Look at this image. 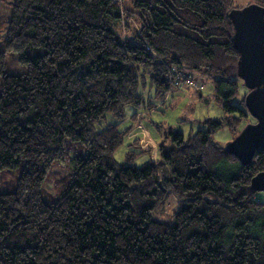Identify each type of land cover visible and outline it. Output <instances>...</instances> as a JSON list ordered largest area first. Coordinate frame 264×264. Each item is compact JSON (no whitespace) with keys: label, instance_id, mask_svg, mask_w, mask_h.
Returning a JSON list of instances; mask_svg holds the SVG:
<instances>
[{"label":"trees","instance_id":"1","mask_svg":"<svg viewBox=\"0 0 264 264\" xmlns=\"http://www.w3.org/2000/svg\"><path fill=\"white\" fill-rule=\"evenodd\" d=\"M123 2L139 21L129 38L118 34L115 0H14L0 50V171L21 159L24 168L0 193V264H264V198L251 184L264 152L242 164L212 139L245 113L232 104V0ZM6 53L26 71L7 74ZM189 70L212 79L225 117L187 137L168 131L139 166L131 150L116 163L125 131L94 124L127 105L150 109L141 85L164 98ZM66 138L82 153L46 199ZM171 196L178 208L156 219Z\"/></svg>","mask_w":264,"mask_h":264},{"label":"rangeland","instance_id":"2","mask_svg":"<svg viewBox=\"0 0 264 264\" xmlns=\"http://www.w3.org/2000/svg\"><path fill=\"white\" fill-rule=\"evenodd\" d=\"M120 10L118 34L124 38L139 27L136 17L125 12L128 6L123 0H115ZM14 0H0V50L5 49L7 29L10 22ZM256 3L264 7V0H232V9L242 8L248 4ZM26 71V67L18 63L16 53H6L5 72L19 75ZM190 75L185 76L179 85L172 87L164 98L155 94V89L150 81L146 80L140 87L144 96L145 104L151 103L152 107H133L127 105L122 118L112 114H105L104 118L94 124V128L100 131L108 124L117 125L118 129L125 131L123 141L114 153V160L118 164H126V153L131 150L138 155L134 164L139 166L149 158L154 159L157 153L156 146L161 142L168 131L182 133L185 137L197 130L208 127L210 121H218L225 117L221 103L215 98L214 84L211 78L198 70H189ZM249 90L243 81H238V94L232 104L244 110V116L231 118L232 123H222L212 133V139L217 145L225 148L227 144L249 123H255V119L249 114L244 99ZM82 145L65 139L66 156L61 162L55 163L45 181L43 188L44 198L48 199L55 195L66 183L69 177L70 157L82 153ZM150 148V149H149ZM24 160L21 159L15 169H3L0 171V193L15 190L16 182L23 171ZM257 198H264V191L257 193ZM177 205V207H176ZM175 208H178L177 200L171 196L166 204L153 212L156 219L168 221Z\"/></svg>","mask_w":264,"mask_h":264},{"label":"water","instance_id":"3","mask_svg":"<svg viewBox=\"0 0 264 264\" xmlns=\"http://www.w3.org/2000/svg\"><path fill=\"white\" fill-rule=\"evenodd\" d=\"M232 42L237 51V77L249 90L244 104L255 123L246 124L227 144L226 152L242 164L252 160L255 151L264 152V7L251 3L231 9ZM254 190L264 191V171L251 180Z\"/></svg>","mask_w":264,"mask_h":264}]
</instances>
